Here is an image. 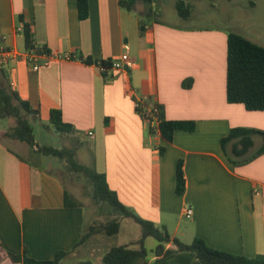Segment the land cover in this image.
Wrapping results in <instances>:
<instances>
[{"label":"crops","instance_id":"crops-1","mask_svg":"<svg viewBox=\"0 0 264 264\" xmlns=\"http://www.w3.org/2000/svg\"><path fill=\"white\" fill-rule=\"evenodd\" d=\"M120 1L87 0L88 16L80 20L77 0H0V46L17 54L0 68V85L7 82L34 111L27 118L33 136L49 123L50 111L60 110L75 131L63 137L77 163L103 174L124 206L171 239L189 245L198 238L216 251L264 257V154L234 166L220 146L232 128L264 131V112L226 101L227 34L264 47V22L251 14L243 27H184L153 18L152 4L162 0H135L131 10ZM246 5L256 9L253 0ZM142 7L148 15L138 12ZM19 16L31 26L34 46L48 52L40 61L50 57L37 71L22 59ZM123 53L133 63L128 70L102 73L82 62H112ZM64 54L78 59L57 58ZM143 95L163 108L167 120L192 122L193 130L175 131L170 143L150 133L133 102ZM0 122V264H22L11 255L50 261L57 252L68 253L59 264H100L111 247L132 245L110 240L120 224L112 236L94 219L88 228L84 208L69 199L64 178L38 166L42 157L35 150L6 136L10 119ZM259 145L255 139L249 154ZM179 161L182 195L175 192ZM188 205L193 215L186 223ZM167 251L178 262L188 256L168 243L142 264L162 261Z\"/></svg>","mask_w":264,"mask_h":264},{"label":"trees","instance_id":"trees-1","mask_svg":"<svg viewBox=\"0 0 264 264\" xmlns=\"http://www.w3.org/2000/svg\"><path fill=\"white\" fill-rule=\"evenodd\" d=\"M134 2L135 0H122L120 1V6L131 10ZM183 5L180 2L177 4V8L179 15L186 18L189 15V10L184 9ZM77 11L80 20L87 18V0H77ZM18 19L22 24L25 48L34 49L39 54H47L48 52L45 48L34 46L30 24L25 23L22 16H19ZM139 31L140 35L144 31L141 24L139 25ZM82 62L85 64H100L107 67L111 64L110 61H91L90 59L82 60ZM191 82V80H188L189 84L186 82L183 86L187 87ZM226 101L228 104H241L245 110L250 112H264V47L234 33H228L226 39ZM157 107L158 130L164 141L172 142L173 134L177 130H193L192 122L167 120L164 116L163 108L160 105ZM33 113L34 111L30 109L28 103L22 101L7 82L0 85V120H13V125L8 128L6 136L25 144L40 155L64 160L69 173L83 175L92 188L93 200L108 204L122 218L132 219L141 226L144 238L152 237L158 242L157 247L153 250L154 256L161 255L164 251V246L172 243L176 246L177 251L188 254L183 262H178L171 257L174 264H264V257L262 256L247 258L216 251L208 248L198 238L193 239L189 245H184L177 239H171L164 229H159L153 223L141 219L124 206L118 200L116 194L108 187L105 176L90 167L78 164L72 149H56L51 146L37 145L27 119ZM49 124L60 136L75 132L71 125L63 122L60 110L50 111ZM149 132L152 133L151 130ZM255 139L260 141V145L253 154H249L254 147ZM220 146L232 165H245L264 154V131L245 127L232 128L227 136L220 140ZM160 152H163V148H160ZM175 192L178 195H182L185 192L182 161L177 163L175 170ZM65 203L66 205L70 204L67 195L65 196ZM103 230L105 235L112 236L118 232L119 222L113 221L106 225ZM87 236L88 233L77 244L83 242ZM172 253L173 251L165 252L163 258L170 257ZM67 254V252H57L50 261H35L25 257V255L22 259L13 255L10 257L13 261H22V264H59L60 260ZM147 256L148 251L143 247L142 243L139 249H133L128 246H114L105 253L100 264H136L138 260L145 261ZM80 264L93 263L85 261Z\"/></svg>","mask_w":264,"mask_h":264},{"label":"rangeland","instance_id":"rangeland-1","mask_svg":"<svg viewBox=\"0 0 264 264\" xmlns=\"http://www.w3.org/2000/svg\"><path fill=\"white\" fill-rule=\"evenodd\" d=\"M253 1L256 3L254 11L246 9V2L248 0H162L161 2L156 1L152 4L151 14L157 21L184 27L226 29L231 26L230 22L238 27H243V24L247 25L251 14L256 18V21H261L262 24L264 22V0ZM180 2L184 4V9L189 10V15L186 18L179 15L177 4ZM139 10L137 11L140 14L148 15V8L142 7ZM142 19L144 21L148 20L145 17H142ZM9 125H13L12 119H10ZM0 127H3L1 122ZM34 138L36 142H41L40 146H51L56 149L71 148L68 140L55 132L49 123L46 126L39 125L38 128L34 129ZM72 141L74 140L72 139ZM84 142L88 144L89 140H84ZM40 157L42 158L36 164L44 169H51L64 178L69 199L76 200L83 206L85 222L88 228L91 226L93 219L98 222V228L101 224L100 222H102L103 226L113 221L119 222V235L111 237V241H114V243L118 242L119 245L132 242V245H129V247L133 249H139L142 243L143 247L148 251L146 261L151 255H154L153 250L157 247L158 242L152 237H142L141 233L143 231L141 226L132 219L122 218L108 204L93 200L92 188L83 175L69 173L64 160L44 155H40ZM188 221L185 218L183 220L186 223ZM136 264H142V261L138 260ZM152 264H174V261L171 256H167L163 261L159 263L153 262Z\"/></svg>","mask_w":264,"mask_h":264},{"label":"built area","instance_id":"built-area-1","mask_svg":"<svg viewBox=\"0 0 264 264\" xmlns=\"http://www.w3.org/2000/svg\"><path fill=\"white\" fill-rule=\"evenodd\" d=\"M11 58H17V54L13 51L8 50L4 46H0V68L4 67ZM58 59L64 60H77L70 54H64L57 57ZM22 59L30 66L33 71H37L42 65H45L50 57H46L45 61L42 63L40 61L41 55L36 53L34 49H26ZM133 63L130 61L127 53H123L117 60L111 62L110 66H102L96 64L102 73L107 72L108 70H128L132 67ZM134 107L136 113L141 118L142 122L146 125L148 130L152 132L159 133L158 130V104L152 101L148 96L143 95L133 98ZM88 136L91 137L92 134L88 133ZM184 218L189 220L193 215V208L191 205H188L184 210Z\"/></svg>","mask_w":264,"mask_h":264}]
</instances>
